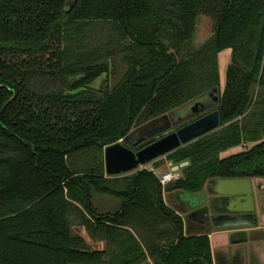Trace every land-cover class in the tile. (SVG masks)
<instances>
[{"label":"trees","instance_id":"16d2710c","mask_svg":"<svg viewBox=\"0 0 264 264\" xmlns=\"http://www.w3.org/2000/svg\"><path fill=\"white\" fill-rule=\"evenodd\" d=\"M65 2L0 0V264H213L163 194L264 179V138L221 157L264 137V0ZM202 15L213 29L194 49ZM214 87L219 127L162 156L188 162L178 178L106 174L105 146Z\"/></svg>","mask_w":264,"mask_h":264},{"label":"water","instance_id":"95a60500","mask_svg":"<svg viewBox=\"0 0 264 264\" xmlns=\"http://www.w3.org/2000/svg\"><path fill=\"white\" fill-rule=\"evenodd\" d=\"M78 0H66L64 11L68 12ZM213 29V27H212ZM211 35V34H210ZM218 89L214 87L205 94L189 101L190 111L195 113L192 119L174 126L161 135L151 138L144 134H128L119 142L105 146L104 148V169L109 176H121L122 174L133 173L139 169L140 165L149 164L157 158L172 153L181 146L189 144L198 138L207 135L209 132L217 129L220 123V114L217 106L205 110V100L207 97L213 98L218 102ZM188 162H182L173 166V172L186 166ZM215 181L220 187L219 192L211 193L208 185ZM207 186L200 191L187 192L179 191L176 193L177 199L184 208L185 222H191L192 219L199 221L203 226L225 221L230 226L241 227L245 225H256L257 217L255 208L261 203L262 189L259 182H251L249 178H216L209 179ZM256 194L258 195L256 197ZM214 196H219L224 200L235 198L237 201L247 203L249 208L244 210H232L227 213H218L214 210ZM264 232V231H263ZM254 234L244 235V239L258 240Z\"/></svg>","mask_w":264,"mask_h":264},{"label":"crops","instance_id":"0c3cea01","mask_svg":"<svg viewBox=\"0 0 264 264\" xmlns=\"http://www.w3.org/2000/svg\"><path fill=\"white\" fill-rule=\"evenodd\" d=\"M227 55V65L230 63V54L231 51L225 50ZM224 51V52H225ZM226 65V68H227ZM225 68V70H226ZM225 78V71L223 79ZM221 85V84H220ZM225 85V79L223 80V84L221 85L222 88H224ZM262 96L261 98L264 99V89L260 93ZM263 136H261L259 141H253V142H247L243 141V143L236 147H231L227 149L225 152L221 153V157H226L231 154L243 152L244 150L249 149L254 144L260 142L263 140ZM173 167H170L166 170L164 167L159 169V174L157 176H160L163 173H167L169 171H173ZM248 178V177H247ZM251 182H254L256 185V179L255 178H249ZM262 182H259L261 184ZM206 184V183H205ZM207 184L205 185V187ZM204 187V188H205ZM211 193L219 192V190L222 188L220 187L215 181H211L210 184L207 186ZM258 195L256 194V197ZM214 210H216L218 213H227L229 211L234 210H244V208L248 207L249 205L247 203H242L241 201L235 200V198H228L227 200H224L223 198L219 196H214ZM163 199L166 204L176 211L181 219H183V228H184V234L185 235H197V234H206L209 238L210 243V253H212V259L213 264H216V253L215 249L216 247L219 248L218 253H225L230 254L229 261L231 263L235 262L236 260V252L239 253L241 249H246V261L245 264H264V239L262 241H256L251 240L249 238L244 239V235L256 233H262L264 231V201H261V203H258L255 208V214L257 217V224L256 225H245L241 227H235L230 226L231 224L225 221H221L216 223L215 226L212 224L203 226L199 221L192 219L191 222H185L184 217V208L182 203L177 199L176 193H164ZM244 234V235H243ZM254 234V237L258 238V235ZM233 249V250H232ZM237 250V251H236Z\"/></svg>","mask_w":264,"mask_h":264},{"label":"rangeland","instance_id":"374dc122","mask_svg":"<svg viewBox=\"0 0 264 264\" xmlns=\"http://www.w3.org/2000/svg\"><path fill=\"white\" fill-rule=\"evenodd\" d=\"M212 33V20L210 18V16L208 15H202L197 17L196 20V30L191 38V45L192 48H199L203 45V43L205 42V40L210 36V34ZM223 50V52H221L218 55V61H219V79H220V84H223V76H224V71L227 65V55H226V51ZM104 76V74L102 75V77ZM100 84L99 79L97 81H95L94 86L98 87ZM218 104V102H215L213 100V98H209L207 97V99L205 100V110L210 109V108H214L216 107ZM189 103L183 104L179 107L173 108L172 110L166 112L165 114H163L162 116L156 117L155 119H152L144 124L138 125V127L133 128L129 133L136 135L138 133L140 134H144L146 136H150L151 138H155V136L157 135H161L163 133H165L166 131L172 129L174 126L182 124L190 119H192L193 117H195V113L190 111V107H189ZM158 167H153L157 174H159V169L160 168H165L166 170L170 167H173L172 164L170 162H168L165 157H160L157 160ZM151 165V163H149ZM177 165V164H175ZM152 167V165H151ZM181 169V168H180ZM180 169L177 170L176 172L178 173V176H180ZM256 182H262L261 184H259L260 189H262V192L260 195L261 196V200H264V179L261 178H255ZM93 203L96 204L99 207V210H105V209H114V205L117 204L116 201H114L111 197L108 196H103V195H98V194H94L93 196ZM116 206V205H115ZM74 232L83 235V231L82 229H78L76 227H74ZM258 238L259 239H264V232L262 231V233H258ZM103 243H97V244H92L90 242V247L91 248H103ZM219 248L216 247L215 249V253H216V264H245L246 261V249H241V251L236 252L235 256H236V260L235 262L231 263L229 261L230 259V254H225V253H218ZM233 250V249H232ZM237 251V250H236Z\"/></svg>","mask_w":264,"mask_h":264},{"label":"built area","instance_id":"2783aa9c","mask_svg":"<svg viewBox=\"0 0 264 264\" xmlns=\"http://www.w3.org/2000/svg\"><path fill=\"white\" fill-rule=\"evenodd\" d=\"M139 168H146L152 172H154L155 174H157L156 170L151 167L150 164H145V165H140ZM178 173L176 171H169L167 173H163L160 176H158L159 182L161 183V185H164L165 183L172 181L176 178H178Z\"/></svg>","mask_w":264,"mask_h":264}]
</instances>
